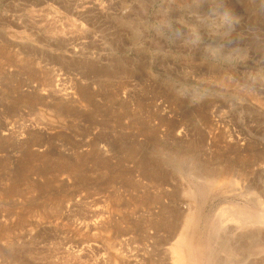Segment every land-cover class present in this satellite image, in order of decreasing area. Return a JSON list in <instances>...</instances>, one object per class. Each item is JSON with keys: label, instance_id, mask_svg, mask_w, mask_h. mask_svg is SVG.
<instances>
[{"label": "rangeland", "instance_id": "1", "mask_svg": "<svg viewBox=\"0 0 264 264\" xmlns=\"http://www.w3.org/2000/svg\"><path fill=\"white\" fill-rule=\"evenodd\" d=\"M257 72L240 0H0V264H264Z\"/></svg>", "mask_w": 264, "mask_h": 264}, {"label": "bare ground", "instance_id": "2", "mask_svg": "<svg viewBox=\"0 0 264 264\" xmlns=\"http://www.w3.org/2000/svg\"><path fill=\"white\" fill-rule=\"evenodd\" d=\"M150 169V168H149ZM148 173V172H147ZM157 177H159V175L161 176V174L158 173H154L152 174ZM167 176H169V174L167 173V175H164L163 178H166ZM211 177V176H210ZM210 177L208 176H193L191 177V175L188 177L190 181L192 182H196V183H204L205 181H210ZM161 178V177H160ZM216 185V184H215ZM220 188V187H219ZM218 189V188H217ZM219 190V189H218ZM221 191V190H220ZM218 193V192H217ZM243 214V212L241 213V215ZM198 222V221H197ZM192 221V219L190 217H188V220L186 221V225H185V232H183V234H181L180 239L178 240L176 246L173 248V256H174V264H193L192 262H194V260H192L190 257V254H192V252H194L192 255L195 254V251L198 253V250L196 248L199 241L196 240L197 238V232L199 228V224ZM241 223V222H240ZM241 225V224H240ZM242 226V225H241ZM247 226V225H245ZM261 227H264V215L260 216V218L254 222L253 225H251L250 228H254V229H260ZM243 228V227H242ZM197 230V231H196ZM264 230V229H263ZM184 231V230H183ZM259 232V231H258ZM194 239L196 240L194 242ZM202 242V241H200ZM195 243V244H194ZM197 243V244H196ZM193 245H194V250H193ZM202 245V244H201ZM200 245V246H201ZM255 245V244H254ZM263 246V245H260ZM203 247V246H201ZM259 247V246H258ZM264 247V246H263ZM196 249V250H195ZM200 249V248H198ZM255 249V248H254ZM260 249V248H259ZM204 250V249H203ZM208 250V249H207ZM263 250V248H262ZM204 252V251H203ZM206 253V252H205ZM199 254V253H198ZM197 255V254H195ZM190 256V257H189ZM198 256V255H197ZM204 256V255H203ZM194 258V256H193ZM196 258V256H195ZM200 260V259H199ZM196 261V260H195ZM199 263V262H198ZM195 264V263H194Z\"/></svg>", "mask_w": 264, "mask_h": 264}, {"label": "clouds", "instance_id": "3", "mask_svg": "<svg viewBox=\"0 0 264 264\" xmlns=\"http://www.w3.org/2000/svg\"><path fill=\"white\" fill-rule=\"evenodd\" d=\"M240 2L251 20L259 21L264 19V0H240ZM224 19L229 30H235L243 17L233 12H229L225 14ZM249 79L251 80L250 86L255 87L258 83L264 82V72L250 73ZM192 97L194 101H199L205 98L197 89L193 90Z\"/></svg>", "mask_w": 264, "mask_h": 264}]
</instances>
